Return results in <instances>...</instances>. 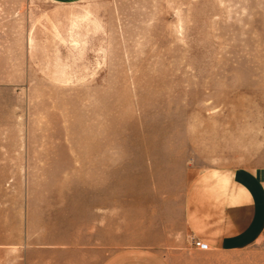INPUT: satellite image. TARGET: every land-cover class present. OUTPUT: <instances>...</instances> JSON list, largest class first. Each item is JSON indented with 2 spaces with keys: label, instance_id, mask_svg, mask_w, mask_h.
I'll list each match as a JSON object with an SVG mask.
<instances>
[{
  "label": "rangeland",
  "instance_id": "374dc122",
  "mask_svg": "<svg viewBox=\"0 0 264 264\" xmlns=\"http://www.w3.org/2000/svg\"><path fill=\"white\" fill-rule=\"evenodd\" d=\"M211 167L249 175L252 241L179 224L156 264H264V0H0V239L22 240L0 264L51 263L123 208L177 224Z\"/></svg>",
  "mask_w": 264,
  "mask_h": 264
},
{
  "label": "crops",
  "instance_id": "0c3cea01",
  "mask_svg": "<svg viewBox=\"0 0 264 264\" xmlns=\"http://www.w3.org/2000/svg\"><path fill=\"white\" fill-rule=\"evenodd\" d=\"M122 210V218H85L90 229L85 231L84 242L39 250L53 258L43 264H156L157 258L167 255L179 224L206 249H234L252 241L257 221V200L249 175L230 167H211L192 179L184 191L177 224L170 214L157 220L150 203ZM20 241L0 239V252L20 246Z\"/></svg>",
  "mask_w": 264,
  "mask_h": 264
},
{
  "label": "built area",
  "instance_id": "2783aa9c",
  "mask_svg": "<svg viewBox=\"0 0 264 264\" xmlns=\"http://www.w3.org/2000/svg\"><path fill=\"white\" fill-rule=\"evenodd\" d=\"M191 242L193 243V245L198 248V249H206V246L199 240H197L196 238H194L193 236H190Z\"/></svg>",
  "mask_w": 264,
  "mask_h": 264
}]
</instances>
